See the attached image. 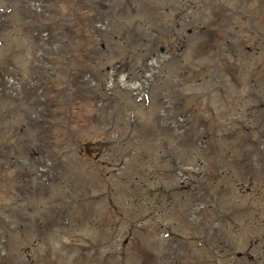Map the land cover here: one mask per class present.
<instances>
[{"label":"rangeland","instance_id":"obj_1","mask_svg":"<svg viewBox=\"0 0 264 264\" xmlns=\"http://www.w3.org/2000/svg\"><path fill=\"white\" fill-rule=\"evenodd\" d=\"M0 41L19 75L0 78V264H264V0H0ZM105 132L116 173L86 155ZM136 174L177 202L125 235L108 201L80 198Z\"/></svg>","mask_w":264,"mask_h":264},{"label":"trees","instance_id":"obj_2","mask_svg":"<svg viewBox=\"0 0 264 264\" xmlns=\"http://www.w3.org/2000/svg\"><path fill=\"white\" fill-rule=\"evenodd\" d=\"M104 134L107 135V133L105 132ZM105 135V136H106ZM113 141H107V139L102 140V139H97L95 141H91L88 140L85 143V148H86V155H90L92 157L95 156H100L103 153H105L106 151L110 150L109 147L111 146ZM83 153V152H82ZM107 153V152H106ZM89 158V157H88ZM90 159V158H89ZM147 165H145L146 167ZM140 171L137 173L138 175H142L144 173L145 170H143L142 165H138ZM141 170H143V172L141 173ZM152 168L148 167L146 168V172L151 173L153 175V173L151 172ZM136 178V177H135ZM133 178V184H130L129 187L126 188H122L120 190L121 193L126 194L125 198L120 199L122 202H124L126 204L127 207L130 208L131 213H135L136 215L141 213V210L144 209V204L147 203V205L149 204V200L151 198V196L149 195V192L151 190V187H153L152 185H147V183L145 181H142L139 179V177H137V179ZM140 183V184H139ZM122 187V186H121ZM153 190H157L158 192L160 191V186L158 187H154L152 188ZM112 193H109V197L108 199H113L112 197ZM107 199V200H108ZM91 200L93 199H89L88 202L90 203ZM161 199H158V202H160ZM146 205V206H147ZM140 217L142 216V214L139 215ZM139 219H137L136 221H138ZM133 228H131L129 230V232L132 230Z\"/></svg>","mask_w":264,"mask_h":264}]
</instances>
